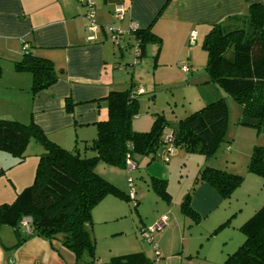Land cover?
<instances>
[{
  "label": "crops",
  "instance_id": "crops-1",
  "mask_svg": "<svg viewBox=\"0 0 264 264\" xmlns=\"http://www.w3.org/2000/svg\"><path fill=\"white\" fill-rule=\"evenodd\" d=\"M91 1L92 21L96 26L94 31L89 30L92 22L86 16L87 5L84 0H0V60L7 64L5 68L0 65L2 70L0 118L22 123L32 120L48 139L65 149H72L76 144L81 146L83 141L91 140L95 136L96 124L108 117L105 98L109 92L125 90L130 84H133L135 90H144L133 81L128 85L123 56L121 54L118 59L113 50L114 42L111 37L113 29L124 31L120 44L131 48L134 35L128 32L130 22L137 23L140 29H145L160 12L152 23L151 31L171 52L177 46L183 48L191 30H195L198 35L205 34L211 24L220 22L226 28L238 27L240 18L247 14L249 3L264 4V0ZM117 5H122L125 9L121 19L113 15ZM238 16L240 18H237ZM23 43L28 45V50L34 55L52 61L56 71H61L55 83L33 97L30 92V74L17 72L13 68V62L22 57ZM146 49L147 45L144 55ZM162 53L161 47L158 58ZM159 64L162 63L157 60L156 67ZM187 66L190 68V64ZM66 99L73 104L71 111L66 110ZM151 121L150 118L136 116L132 121V128L135 131H146ZM168 134L164 132V135ZM163 153L164 151L161 154L158 150L155 158L151 160L150 155L137 156L134 161L135 169L142 168V171L140 170L142 180L150 181L154 177L166 180L167 186L170 184L174 157L164 163L161 159ZM99 174L102 177L107 174L105 179L127 193L128 186L123 178L125 174L123 169L109 166ZM249 177H252L254 183L261 182L257 176ZM29 181V176L28 178L26 176L22 185H18V181L13 182L12 193L20 192L29 185L27 183ZM244 181L245 177L242 183ZM140 200L136 199V205ZM262 202L264 192L254 198L248 213L243 212L242 207L234 209L230 205L226 208L225 199L213 187L204 182L197 183L190 199L191 208L200 217L196 226L194 225L200 230L195 234L193 222L182 213L168 218L162 212L155 214L150 221L148 218H144V221L140 218L138 221L141 223L136 225L134 221L129 225L123 222L129 210L127 202L107 195L92 208L91 213L96 261L104 264L113 257L132 253H142L150 259L147 256L149 247L141 243L139 240L141 236L136 235L134 226L139 232L141 227L153 226L163 216H166V221L157 234L158 245L154 243L153 247L158 251L159 258L164 259L166 254L179 253V257L176 258L181 264L193 262V248L197 247V242L194 241L202 240L203 236L207 240L211 234L214 235L223 228L216 231L219 225L229 219L228 225L224 226L228 232L219 234L221 241L218 242L217 253L223 258L235 251L243 242L238 228ZM136 211L138 213V210ZM99 225L102 228L101 232ZM127 233H130L129 237H126ZM27 235L28 232L23 226L15 231L13 227L0 225V264H72L74 257L70 250L62 244L55 243H53L55 248H52L50 243L40 236L28 237L16 245ZM107 237L124 238L110 246L109 250L101 252L98 248L100 241ZM152 237L154 240V235ZM165 237L170 238L167 243L163 240ZM196 252L198 254V250ZM204 260L211 264H223L225 259H218L216 262L206 258Z\"/></svg>",
  "mask_w": 264,
  "mask_h": 264
},
{
  "label": "trees",
  "instance_id": "trees-1",
  "mask_svg": "<svg viewBox=\"0 0 264 264\" xmlns=\"http://www.w3.org/2000/svg\"><path fill=\"white\" fill-rule=\"evenodd\" d=\"M152 23L145 29L130 32L134 35L133 42L139 43L140 57L149 43L161 44V39L151 31ZM202 48L207 53L208 81L217 84L241 105L239 123L258 132L264 131V4L249 3L238 27L226 28L221 22L211 24L203 37ZM157 55L158 52L155 60ZM13 68L30 74L32 97L55 83L61 73L56 71L52 61L30 52L26 43L22 44V57L13 62ZM1 73L0 67V76ZM137 95L133 84L125 90L109 92L105 98L107 119L96 124L91 140L83 141L81 146L76 144L72 149L48 139L32 120L22 123L0 118V150L21 161L31 140L43 147L32 182L10 203L0 204V225H8L15 231L21 226L28 227V235L16 245L28 237L40 236L55 248L53 243L59 235L61 244L72 252L74 264H103L96 261L95 240L91 234L92 208L107 195L126 202L132 199L128 191H122L102 177L95 170L96 165L102 162L125 169L127 156L135 161V156L150 155L151 160L159 149L165 152L167 148L164 141L167 121L162 114L154 113L148 130H133L132 119L138 113ZM72 105L66 99L67 111L72 110ZM227 116L223 98L191 112L179 119L170 132L173 147L212 157L220 144L227 141ZM247 171L264 179V146L252 149ZM242 181V175L206 166L199 171L194 183H207L226 199ZM149 185L156 195L170 202L166 180L153 177ZM193 190L194 187L183 195L180 211L198 222L200 217L190 206ZM132 201L136 206L135 195ZM228 223L229 219L216 231ZM143 228L146 226L139 229V234ZM238 229L244 236L243 242L227 255L223 264H264V204ZM85 254L88 261L83 260ZM104 264H154V259L132 253L113 257Z\"/></svg>",
  "mask_w": 264,
  "mask_h": 264
},
{
  "label": "rangeland",
  "instance_id": "rangeland-1",
  "mask_svg": "<svg viewBox=\"0 0 264 264\" xmlns=\"http://www.w3.org/2000/svg\"><path fill=\"white\" fill-rule=\"evenodd\" d=\"M193 33L195 39L190 40L189 38ZM204 35V33L198 35L195 30H191L183 48L180 49L179 46H177L173 51L171 50V52L162 42L159 45L156 43H149L147 45L146 54L140 57L137 64L133 63V51L131 48L124 47L121 49L120 47L122 44L113 45L116 57L120 59L121 54L123 56L122 61L124 67L127 69L128 85L133 81L136 85H141L144 88L142 91L138 90V113L133 117L132 121L135 120L136 116L150 118L152 120L154 113H159L162 114L167 121L164 132L170 133L172 129L176 127L179 119L184 118L191 112L213 101L223 98L228 109L225 137L227 141L220 144L212 157L207 158L201 153L186 152L184 149L178 147H175L173 153L169 154V159L174 157L173 164L171 165L170 184L167 186V191L171 195L170 203H167L156 195L149 185V181L140 178V170L142 171V168L131 170L129 174L126 173V169H123V171H125L123 178L125 179L126 186L127 176L129 175L137 188L135 197L136 199H141L136 206H134L132 200L127 202L129 210L123 222L129 223V225L130 223L133 224L134 221L136 225L141 223L138 221L140 218L142 221H144V218H148V221H150L155 214H160L162 212H164L168 218H171L174 214H181L180 205L183 195L191 191L195 186V178L199 171L206 166L216 167L230 173L242 175L243 178L245 177L244 183H242V181L240 185L232 191L230 197L225 199L224 207L226 208L230 205L234 209L242 207L243 212L247 211L248 213L250 204L254 198H257L261 192H264V179L247 171V163L252 149L255 146H264V131L258 132L253 127L241 125L239 123L242 115L241 105L217 84L208 81L209 77L206 70L207 53L205 49L202 48ZM161 47L163 53L160 58H158L159 55H157L155 60L157 52L159 53L158 49ZM168 52H170V54ZM157 60L162 64L156 67ZM188 64H190V68L187 66ZM0 65L3 68L7 66L6 62L3 60H0ZM42 151L43 147L35 140H31L28 143L24 152L25 157L21 161H18L17 158L13 157L8 152L0 150V204L10 203L15 198L16 194L12 193L14 192L13 182L18 181V185H22L24 184L23 182L26 176L27 178L29 176L30 179L27 183L30 184L32 182L35 167ZM162 152L163 149H159V153L162 154ZM135 159H137V156H135ZM161 159L163 160V156ZM105 167L109 168L108 165L99 162L95 170L98 173H103ZM249 176L259 177L261 182L254 183V180L251 179L252 177ZM104 177H107V174H104ZM21 189L19 188V190ZM262 204H264V202H262ZM136 210H138L141 217H139ZM189 219H187V222H189ZM190 220V222H193L192 226L196 234L200 229L199 227H195L196 222L194 220ZM98 228L99 232H101V225H99ZM159 231L160 230H154L153 232L155 233H152V235H154L153 244L155 243L158 245L157 234H159ZM236 231L237 229L235 230V234ZM134 232L140 237L135 226ZM220 232L226 233L228 231L223 227L220 231L215 232L214 235L211 234L207 240H205V236H203L202 240H195L194 243L197 242V247L193 248V262L184 264H211V262H206L204 258L214 262L218 259H225L227 255L220 258V253H217L218 242L221 241ZM91 234L93 236L92 228ZM129 236L130 233H127L126 237ZM242 237L244 239L243 234ZM123 238L107 237L100 241V246L98 248H100L99 250L101 252L107 251L110 249V246L116 244ZM99 239H101V235ZM169 239L170 238L167 239V237L163 238L166 243ZM139 240L142 244L149 247L147 256L150 259H154L155 252L153 245L142 237H140ZM54 241L55 245L61 244L60 236L58 235L57 239ZM200 243H202V246H200ZM197 250L198 254L196 252ZM176 257H179V253L166 254L164 256L165 260L160 258V262L161 264H168V261L170 262L169 264H181ZM83 260H89L86 254L83 256ZM74 262L75 258L72 260V264H74Z\"/></svg>",
  "mask_w": 264,
  "mask_h": 264
},
{
  "label": "built area",
  "instance_id": "built-area-1",
  "mask_svg": "<svg viewBox=\"0 0 264 264\" xmlns=\"http://www.w3.org/2000/svg\"><path fill=\"white\" fill-rule=\"evenodd\" d=\"M84 1L87 5L86 16L92 22L91 25L89 26V30L94 31L96 29V26L93 24V21H92L93 3L91 0H84ZM124 13H125L124 6H122V5L115 6V8H114V16L115 17L121 19L123 17ZM136 29H138V24L135 22H130L128 32L134 31ZM123 34H124V31H122L120 29H113L111 37H112V41L114 42V44H118V45L120 44V39H121ZM189 39L190 40L195 39L194 33L190 36ZM123 47L124 46L121 45L120 48L122 49ZM25 48H26V45L23 46V49H25ZM131 49L133 51V63L137 64L139 62V58H140V48H139L138 41L133 42ZM140 91H142V89H140ZM164 141L167 144V148L165 149V152L163 153V161L167 162L169 159L168 158L169 154L173 153V151H174V147L172 145V136L170 133L168 135L164 136ZM135 168H136L135 162L129 156H127L126 161H125L126 173L129 174L130 171L134 170ZM126 181H127V186H128V194H129L130 198L132 200H134V195L136 193V186L133 184V179L129 175L127 176ZM165 221H166V217L163 216L153 226H149V227L141 229L140 230V236L143 239L147 240L149 243H151L154 247L152 233L154 230H159L160 228H162V226L165 224ZM26 229L28 230V227H26ZM154 252H155L154 264H161L160 258H159V253L156 250V248H154Z\"/></svg>",
  "mask_w": 264,
  "mask_h": 264
}]
</instances>
